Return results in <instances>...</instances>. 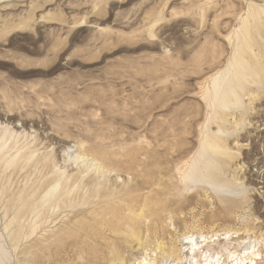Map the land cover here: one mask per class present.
Returning a JSON list of instances; mask_svg holds the SVG:
<instances>
[{"label":"rangeland","instance_id":"rangeland-1","mask_svg":"<svg viewBox=\"0 0 264 264\" xmlns=\"http://www.w3.org/2000/svg\"><path fill=\"white\" fill-rule=\"evenodd\" d=\"M258 11L262 50L252 52L264 61V0H0V162L33 154L24 168H0L2 264H197L186 250L200 234L210 250L199 264H233L257 251L264 264V93L242 96L235 116L227 108L224 131L204 128L212 111L203 96L231 68L240 28ZM207 131L228 135L224 154L201 151ZM66 151L88 156L66 169ZM95 152L112 155L120 170L107 174L120 186L147 181L141 199L154 204L160 193L162 201L140 221L142 243L123 233L130 242L117 245L116 260L108 248L107 256L94 251L91 218L88 233L78 226L91 217L83 202L44 204L42 223L9 204L44 196L38 159L87 178L99 167ZM59 230L71 236L31 262Z\"/></svg>","mask_w":264,"mask_h":264},{"label":"bare ground","instance_id":"bare-ground-1","mask_svg":"<svg viewBox=\"0 0 264 264\" xmlns=\"http://www.w3.org/2000/svg\"><path fill=\"white\" fill-rule=\"evenodd\" d=\"M248 15L252 18L254 24L246 20L243 28H240L241 35L237 37V46L234 52L233 61L231 62V68L226 69L225 72L218 76L212 77L210 80L211 88L207 86L203 90L204 99L207 105H209L210 111H212L204 128L215 123L218 128L217 130L224 131L221 129L227 128L228 125L225 120L226 118H223L226 114L225 111L227 108H231V113L235 116V114H237L236 110L238 109L236 105L239 104L242 96L249 92H256L259 95L264 93V61L259 54L252 52V47H260L258 41H256V37L258 28L262 24V20L260 23V19H258V15H260L259 11L250 12ZM259 50L262 49L259 48ZM206 59L207 57L203 58L204 61ZM252 82L257 83L255 84L256 87L251 85ZM263 96L264 94L261 95V97ZM261 121H263L262 112H260L256 118V122L260 123V125ZM203 138L204 140L201 144V151L209 150L210 152L217 154H224L226 152L225 145L229 138L228 135L214 137L209 131H207ZM203 154L204 153H200L199 159L204 157ZM81 155L88 156V153L81 152V154H72L66 151V156L64 157L65 168H70L72 161L75 163L78 159L83 158ZM16 156L17 155L13 157L11 156V159L4 160L2 164L0 162V168L4 164V168L7 169L15 163L16 167L24 168L32 159L33 154L20 155V158ZM95 156L98 160L99 167L92 168L94 172L87 178L81 174L83 170L77 174L65 175V170L60 171L59 169H56L57 163L52 162L48 158L38 159V162H41V168L47 171V175H45L46 178L40 184L42 190H45L44 196L40 199V202H36V200L33 199L28 201L24 206H21V202H19V200L22 201V196L19 199H16V201L12 199L9 200V204L14 208L19 209L17 213L20 217H23L26 211H28V213H35V218H40L39 213L43 211L44 204L48 202L53 207L73 206L76 203L83 202V204L92 210L90 212L91 217L84 216L83 219L78 222L79 225H77L83 230V233L86 234L90 227L87 225L86 219L91 218L93 223H96L94 224L96 238L94 251L100 252V254L102 252L107 256L104 252L105 249L108 248L110 249V252L108 253L110 254V260H116L120 257V249L117 248V245L130 242L129 237L123 233L129 232L135 237V239L142 243L143 236L138 238L139 233L137 232L141 226L140 221L147 220L149 213L151 214V211L153 212L157 210L162 201L159 199L160 193L154 195V204H151L145 199H141L139 192L142 187L147 185L145 184L147 181H137L134 186L129 185V183L120 186L116 179L110 178V175L107 174V171L111 172L120 170L118 165L109 163L110 160H113L112 155L105 152H95ZM198 162L199 160L194 163V166H197ZM84 171H86V168H84ZM192 173V171L189 173L190 179L193 178ZM48 174H50L49 177H47ZM211 178L219 180L218 176L215 174ZM35 193L36 191H30L27 195L32 197ZM43 221H45L44 218H40V220L35 223H42ZM151 224L152 223L147 224L148 229L146 231L148 234ZM37 228L38 226L35 228L33 226V232ZM102 230H104V232H102ZM17 232L18 230H16V234L12 238L14 242L19 239ZM54 233L55 234L51 236L49 243L35 249L32 253L34 257L31 262H35L36 259L47 250L50 243L52 244L56 241H60L61 238L71 236L69 231L66 230H59ZM199 237L201 240H196L192 246L186 250L187 257L191 258L193 261L198 259V261H196L197 264H199L201 259L199 254L206 252V250H210L207 245L208 241L205 240L204 235L200 234ZM199 245L200 247H197ZM111 246H113V248ZM259 255L260 253L257 251L252 253L251 257L240 259V261H236L233 264H258L255 257ZM2 256L3 254L0 252V264H2ZM260 258L262 259L263 257ZM246 260H248V263Z\"/></svg>","mask_w":264,"mask_h":264}]
</instances>
